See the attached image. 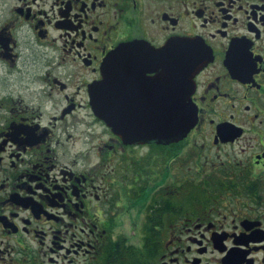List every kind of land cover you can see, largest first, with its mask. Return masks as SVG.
I'll return each instance as SVG.
<instances>
[{"label": "flooded vegetation", "instance_id": "af4514ba", "mask_svg": "<svg viewBox=\"0 0 264 264\" xmlns=\"http://www.w3.org/2000/svg\"><path fill=\"white\" fill-rule=\"evenodd\" d=\"M0 264H264V0H0Z\"/></svg>", "mask_w": 264, "mask_h": 264}, {"label": "water", "instance_id": "95a60500", "mask_svg": "<svg viewBox=\"0 0 264 264\" xmlns=\"http://www.w3.org/2000/svg\"><path fill=\"white\" fill-rule=\"evenodd\" d=\"M184 73V98L183 101L179 102V115H176L174 111L171 110V107L169 105V113L167 120L163 123V128L157 134V136H153L156 139H164V140H177L179 138H182L186 132L191 128L192 121H193V115L195 113L194 108L192 105L187 101V97L190 95V92L192 91L191 84L188 80V77L190 76V71L187 70L186 64L185 68L183 69ZM95 106L97 107L99 105V115L102 117V119L109 125L113 126V119H112V111L110 108V104H107L108 107L106 109H102L103 102L100 100L94 101ZM179 116V117H178Z\"/></svg>", "mask_w": 264, "mask_h": 264}]
</instances>
